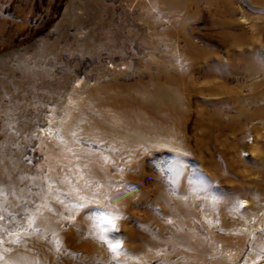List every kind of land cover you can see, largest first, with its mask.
Here are the masks:
<instances>
[{
  "label": "rangeland",
  "instance_id": "374dc122",
  "mask_svg": "<svg viewBox=\"0 0 264 264\" xmlns=\"http://www.w3.org/2000/svg\"><path fill=\"white\" fill-rule=\"evenodd\" d=\"M154 7L0 0V247L47 222L40 243L56 264H213L226 244V264H264V0H196L173 15ZM149 76L171 86L162 113L183 117L185 146L144 141L123 155L84 139L78 117L90 113L73 107V92ZM155 112L150 104L149 122H168ZM78 133L87 158L113 161V182L81 178L90 188H80L82 172L62 180L61 165L50 175L47 152Z\"/></svg>",
  "mask_w": 264,
  "mask_h": 264
},
{
  "label": "bare ground",
  "instance_id": "6f19581e",
  "mask_svg": "<svg viewBox=\"0 0 264 264\" xmlns=\"http://www.w3.org/2000/svg\"><path fill=\"white\" fill-rule=\"evenodd\" d=\"M150 1L155 6V10L159 11V13L173 15L174 12L180 10L181 5L186 6L191 1L194 2L196 0ZM201 1L210 5L219 2V0ZM159 3L164 5L163 9L157 6ZM184 30L183 26H178V31L185 33ZM186 36L187 34H184V37ZM189 42L187 44L188 46H191ZM181 55L182 58H180V61L186 63V66L187 64H190L187 52H183ZM153 62L156 63V61ZM178 63L177 58H171L168 66L172 68L178 65ZM186 77L187 75L185 74V71L178 75V78L180 79H186ZM149 78L154 79L153 82L151 80L149 84L144 83L142 80H138L135 84H128L123 83L122 80L120 81L117 78H113L111 82H96L91 86L84 87L82 90L73 92L75 96V101L74 103L72 102L73 107L76 108L79 113L82 111H88L90 113L87 117L82 116V114L78 117V120L83 124V129L80 130L79 133L83 135L84 139L97 143V145L109 144L111 148L118 149L123 155L125 153V148L132 151L141 150V148L146 145L144 144V141H147L151 145L165 143L172 147L176 146V148L185 146L184 142L180 139L182 137V132L180 129L178 130L175 128L176 125L181 126L179 124L182 123L181 119L183 117L181 116V118H179L178 115L173 116L167 114L170 110L168 106L166 107V114L164 115V113H162V111L165 112L164 103L162 102L164 95L163 85H166L168 90L171 86H168V83L161 85L162 82H160L159 76H149ZM76 99H78V101ZM150 104H154L156 114L159 112V114L164 115V118L168 121L167 123H165L164 120L155 123L148 121L149 113H147V111ZM67 121H62V132L64 131ZM171 127L172 130L170 129ZM79 133L77 135L74 134L73 137L66 136L64 139L55 141L58 145V149L47 152L49 170L51 171L50 175L53 176V174H57V171H55L56 169H53L54 165H61L63 174H60L61 176L59 178L63 177L64 179L62 180L68 181V178L71 175H76L77 172H82L83 176L79 177L77 174L78 178L74 182V184L80 188H86L87 190L90 188L89 185H85L81 178L86 179L87 184H90V181L96 182L99 179L101 181L113 182L114 178L108 174V166L113 165V161L101 152H88L92 158H87V152L80 148H76L74 145L78 139ZM144 134L148 136H146V140H139L137 138ZM163 134L169 135L165 136ZM72 157L74 159H72ZM67 166H70L71 168L67 169ZM96 190L110 191V189L104 186H100L99 189L96 188ZM33 220V227H41L40 221L43 220L42 217L37 215ZM53 229L54 228L48 226V223L46 222V224L42 226L41 233H38L36 236L31 235V238L29 239L21 238L22 241L18 242V245L16 244L17 247L6 245L1 246L0 264H56L52 253L53 251L49 250L47 245L40 243V240L43 239L45 235V231H52ZM220 251V257L216 258V260L213 261V264L227 263V244L224 245V247H221ZM197 264H200V261H197Z\"/></svg>",
  "mask_w": 264,
  "mask_h": 264
}]
</instances>
